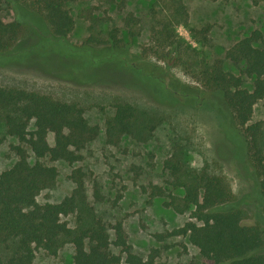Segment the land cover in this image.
<instances>
[{
	"label": "rangeland",
	"instance_id": "1",
	"mask_svg": "<svg viewBox=\"0 0 264 264\" xmlns=\"http://www.w3.org/2000/svg\"><path fill=\"white\" fill-rule=\"evenodd\" d=\"M175 1L76 0L68 6L74 27L66 42L56 46L28 22L21 8L25 0H3L0 21L18 18L25 30L13 51L0 58V85L78 102L86 119L100 128L83 150L81 161L45 159L57 167L58 176L50 189L39 194V202H58L70 194L75 185L69 174L80 167L85 173L88 200L106 222L111 239V224L120 220L132 251L141 256L158 248L161 264H200L198 249L187 237L160 241L154 235L189 220L188 212L176 213L163 204L167 193H181L173 190L163 162L180 147L189 166H207L210 173L227 180L233 192L229 208L241 207L249 222L257 220L264 227V209L243 137L221 94L206 90L196 77L197 68L206 62L212 68L241 75L244 86L251 87V79L242 72L243 64L230 61L226 51L253 29H260L264 38V0H180L186 8L185 21L175 25L180 47L169 51L156 41L153 29L173 14ZM127 15L136 23L126 25ZM112 28L118 30L127 52L94 54L98 64L88 69L83 65L85 40L91 33L105 38ZM129 28L135 32L133 37L127 34ZM89 55L93 53L89 51ZM119 100L158 118L149 140L137 142L123 137L117 145L106 143L104 120ZM258 121L264 128L261 101L254 105L249 123ZM0 136H4L1 124ZM18 143L16 137L4 136L0 172L16 161L10 146ZM151 185L161 186L163 195L150 196ZM95 189L101 197L94 195ZM66 219L72 224V218ZM72 255L71 244L56 255L39 249L32 264H69Z\"/></svg>",
	"mask_w": 264,
	"mask_h": 264
},
{
	"label": "trees",
	"instance_id": "2",
	"mask_svg": "<svg viewBox=\"0 0 264 264\" xmlns=\"http://www.w3.org/2000/svg\"><path fill=\"white\" fill-rule=\"evenodd\" d=\"M74 1L25 0V7L21 8L30 24L52 44L60 46L74 27L68 7ZM185 15V5L177 0L172 17L153 29L156 41L169 51L180 47L175 25L184 22ZM124 20L126 25L136 23L131 15ZM24 30L25 25L18 18L0 21V58L13 51ZM127 34L133 37L135 32L129 28ZM107 43L110 45L100 46ZM124 45L116 28L110 29L105 38L91 33L82 49L86 52L83 65L91 69L98 64L94 54L102 51L124 54L127 52ZM226 56L232 62L243 64L242 72L251 79V87L244 86L241 75L220 67L212 68L206 62H201L196 77L206 90L219 92L229 108L243 137L256 178L257 196L264 209L263 122L249 123L254 105L261 101L264 107L261 30L256 28L242 36L228 48ZM158 123L156 116L133 103L116 101L112 113L104 120L105 141L117 145L123 137H129L146 142ZM0 124L4 136L16 137L19 141L10 146L16 161L0 172V264H32L37 250L56 255L67 244L73 247L69 264H161L158 248L151 249L146 257L132 251L120 220L111 224L114 238H110L106 222L88 200L82 168L77 167L69 174L75 185L70 194L58 202L37 200L42 191L55 184L58 176L57 167L45 159L81 161L83 150L99 134V126L86 119L84 108L78 102L0 85ZM4 136H0V143ZM163 166L173 190L181 191L167 193L163 204L176 213L188 212L189 220L178 228L154 234L157 240L187 237L198 249L200 264H264V227L257 220L249 222L241 207H228L233 192L223 176L210 173L207 166H189L180 147L172 151ZM150 189V196L164 193L158 185H151ZM94 195L101 197L97 189ZM69 217L72 224L66 219Z\"/></svg>",
	"mask_w": 264,
	"mask_h": 264
}]
</instances>
